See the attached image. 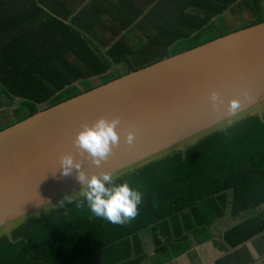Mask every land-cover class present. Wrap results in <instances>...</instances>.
Returning a JSON list of instances; mask_svg holds the SVG:
<instances>
[{
  "label": "trees",
  "instance_id": "1",
  "mask_svg": "<svg viewBox=\"0 0 264 264\" xmlns=\"http://www.w3.org/2000/svg\"><path fill=\"white\" fill-rule=\"evenodd\" d=\"M132 1L115 0L103 20L90 9L0 13V97L9 100L2 107L18 99L23 109L14 123L41 105L53 107L228 34L204 37L228 7L257 0H162L156 8L171 7L172 25L148 30L141 20L156 12L144 16L145 7ZM191 6L195 13H187ZM139 36L147 46L135 49ZM121 65L124 74L114 75ZM125 181L143 193L130 223L114 225L86 205L67 203L21 223L12 240L0 236V264H145L151 245L158 264H165L196 241L215 237L213 229L229 213L253 216L227 231L226 242L236 247L249 241L264 232V122L259 116L244 119L190 147L186 159L174 153L116 183Z\"/></svg>",
  "mask_w": 264,
  "mask_h": 264
},
{
  "label": "water",
  "instance_id": "2",
  "mask_svg": "<svg viewBox=\"0 0 264 264\" xmlns=\"http://www.w3.org/2000/svg\"><path fill=\"white\" fill-rule=\"evenodd\" d=\"M249 99L235 117H219L210 94L225 101ZM119 116L120 145L100 168L74 147L82 124ZM252 116L264 122V22L223 35L169 56L145 68L86 91L0 131V236L12 240L21 223L53 208L66 207L65 196L79 193L77 172L61 175L60 157L72 154L91 174L110 172L116 180L174 153L186 159L190 147ZM136 135L124 143L123 130ZM44 200V201H43ZM64 200L63 206L60 201Z\"/></svg>",
  "mask_w": 264,
  "mask_h": 264
},
{
  "label": "clouds",
  "instance_id": "3",
  "mask_svg": "<svg viewBox=\"0 0 264 264\" xmlns=\"http://www.w3.org/2000/svg\"><path fill=\"white\" fill-rule=\"evenodd\" d=\"M209 99L211 109L218 114V118L227 117L228 123L231 124L230 118L235 117L242 108V102L249 99V92L242 87L239 98L230 100L226 107L224 99L216 91L211 92ZM120 124L119 116L111 119L100 117L91 125L82 124L81 130L73 140L77 153L100 168L113 149L120 145L121 134L116 131ZM122 134L125 137L124 143L133 146L135 133L124 129ZM59 170L63 176H69L76 170V179L82 185L79 193L64 197L70 205L75 204L76 208L86 205L94 216L114 225L130 223L138 215L143 193L132 188L127 181L116 183L112 173L104 171L89 175L83 170L82 161H77L72 154L60 157ZM64 200L60 201L61 206Z\"/></svg>",
  "mask_w": 264,
  "mask_h": 264
},
{
  "label": "crops",
  "instance_id": "4",
  "mask_svg": "<svg viewBox=\"0 0 264 264\" xmlns=\"http://www.w3.org/2000/svg\"><path fill=\"white\" fill-rule=\"evenodd\" d=\"M185 1L188 3V0ZM114 2L115 0H0V13H28V10L42 9L46 11L59 10L65 13L75 11L78 14L80 11L90 9V14H92V11L96 12H94V15L97 20H103L108 18L106 15L108 5L113 6ZM161 2L162 0H133L131 2L137 6L145 7L144 16L148 15L151 11L156 12L149 19L141 20L143 22L142 26L147 30L163 25H172L173 10L166 4L156 8ZM236 4L215 17L212 20V24L217 22L221 18L220 16L229 15L227 11L236 9V6H238ZM195 10L196 8L191 6L187 10V13H195ZM240 11L241 8L236 10V13L241 14ZM92 22L93 20L90 19L85 21V24L89 26ZM143 37V39L137 37L135 39L145 42L146 37ZM252 216L250 212H243L239 216L229 213L213 229L215 237L203 239V243L196 241L188 253L165 264H264V232L236 247L230 246L225 240L227 231ZM147 253H150L151 257L145 264H158L160 262L161 259L157 257L154 245L147 248Z\"/></svg>",
  "mask_w": 264,
  "mask_h": 264
},
{
  "label": "rangeland",
  "instance_id": "5",
  "mask_svg": "<svg viewBox=\"0 0 264 264\" xmlns=\"http://www.w3.org/2000/svg\"><path fill=\"white\" fill-rule=\"evenodd\" d=\"M249 2L252 6H247L244 4L242 7L238 5L236 6L237 7L236 9L232 11L230 10L227 11L229 15L226 16L225 14L224 16L223 15L220 16L221 18L217 22L212 24L211 29L207 32V34L204 37L206 39H210L213 36H219L225 33L229 34V33L238 31L240 29H243L245 27H248L250 26V24L258 22L261 19H264V0H257L254 3H251V1ZM239 8H241V11H240L241 14L236 13V10H239ZM257 9L259 10V12L257 11ZM137 38H140V37H137ZM133 46L135 49H141L147 45H146V42H142V41H139L138 39H135V41L133 42ZM169 51L174 52V48H171ZM118 69L116 68L113 69L114 75L124 74L125 72L124 65H121L120 67H118ZM8 102L5 98L0 97V126L7 125L11 122L14 123L19 118L20 114L21 113L23 114L22 112L23 109L19 110V108L21 107L20 100L17 99L16 101H13V104H11L12 107L11 106L2 107L3 105L2 103H4V105H7ZM41 106H44V105H41Z\"/></svg>",
  "mask_w": 264,
  "mask_h": 264
}]
</instances>
